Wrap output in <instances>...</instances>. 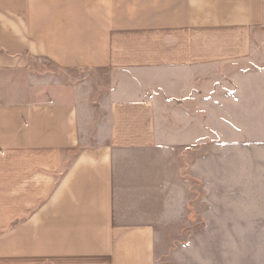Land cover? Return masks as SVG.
Returning a JSON list of instances; mask_svg holds the SVG:
<instances>
[{
    "label": "crops",
    "instance_id": "0c3cea01",
    "mask_svg": "<svg viewBox=\"0 0 264 264\" xmlns=\"http://www.w3.org/2000/svg\"><path fill=\"white\" fill-rule=\"evenodd\" d=\"M0 264H264V0H0Z\"/></svg>",
    "mask_w": 264,
    "mask_h": 264
},
{
    "label": "rangeland",
    "instance_id": "374dc122",
    "mask_svg": "<svg viewBox=\"0 0 264 264\" xmlns=\"http://www.w3.org/2000/svg\"><path fill=\"white\" fill-rule=\"evenodd\" d=\"M37 69L36 75L40 80H49V83L53 86L68 87L77 83L86 81L91 88H98L100 83L104 79V73L98 71H77L69 70L63 71L57 69L49 63H41L35 66Z\"/></svg>",
    "mask_w": 264,
    "mask_h": 264
}]
</instances>
